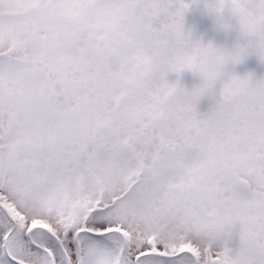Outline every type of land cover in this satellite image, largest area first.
<instances>
[{"label": "snow or ice", "instance_id": "6c2138e0", "mask_svg": "<svg viewBox=\"0 0 264 264\" xmlns=\"http://www.w3.org/2000/svg\"><path fill=\"white\" fill-rule=\"evenodd\" d=\"M197 2L0 0V264H264V0Z\"/></svg>", "mask_w": 264, "mask_h": 264}, {"label": "rangeland", "instance_id": "374dc122", "mask_svg": "<svg viewBox=\"0 0 264 264\" xmlns=\"http://www.w3.org/2000/svg\"><path fill=\"white\" fill-rule=\"evenodd\" d=\"M204 2V0H202ZM193 18L196 22L190 21L189 19L186 21V26H192L194 27V34L196 36H203L206 40L212 39L217 43L220 44H226L224 41V38H236L235 32H225L221 29H219L216 24L214 17L209 15L206 12L200 11L199 9L195 10V13L193 11ZM203 21V25H200L199 23ZM228 45V44H227ZM231 66V65H230ZM182 74L185 75V84L189 82L196 81L198 78V74H194L190 70H185ZM177 74L172 73L170 74V79L175 80ZM181 76V74H180ZM200 107H204V101L201 100Z\"/></svg>", "mask_w": 264, "mask_h": 264}, {"label": "trees", "instance_id": "16d2710c", "mask_svg": "<svg viewBox=\"0 0 264 264\" xmlns=\"http://www.w3.org/2000/svg\"><path fill=\"white\" fill-rule=\"evenodd\" d=\"M200 10L203 12H206V8L204 7V2H202V0H198L197 3H194L192 8L188 11V13L186 14V19L196 22L195 19L193 18V11L195 13V10ZM208 13V12H207ZM186 20V21H187ZM200 25H203V21H201L199 23ZM224 41L226 44L231 45L236 41V38H224ZM230 68L232 66H229ZM235 71L239 72V73H245L247 71H253L257 76L259 75H264V63H262L259 58L253 53L251 55H249L248 57L245 58V60H243L242 62H240L239 64H237L235 66ZM181 79L183 80V82L185 83V75L181 74ZM199 76L197 78L196 81L193 82H189L186 83L188 86L193 85L194 83H198L199 82ZM202 100L204 101V107L201 109L202 110H206L209 105L213 102L212 99L208 96H205L204 98H202Z\"/></svg>", "mask_w": 264, "mask_h": 264}]
</instances>
